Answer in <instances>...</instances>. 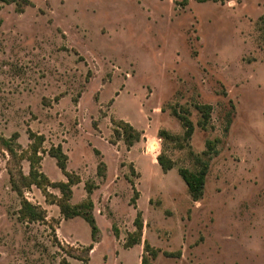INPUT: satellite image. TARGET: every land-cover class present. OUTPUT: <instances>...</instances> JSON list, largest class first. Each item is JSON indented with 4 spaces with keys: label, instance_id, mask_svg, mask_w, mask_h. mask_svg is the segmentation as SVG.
I'll use <instances>...</instances> for the list:
<instances>
[{
    "label": "rangeland",
    "instance_id": "rangeland-1",
    "mask_svg": "<svg viewBox=\"0 0 264 264\" xmlns=\"http://www.w3.org/2000/svg\"><path fill=\"white\" fill-rule=\"evenodd\" d=\"M202 1L0 0V264H264V0Z\"/></svg>",
    "mask_w": 264,
    "mask_h": 264
},
{
    "label": "trees",
    "instance_id": "trees-1",
    "mask_svg": "<svg viewBox=\"0 0 264 264\" xmlns=\"http://www.w3.org/2000/svg\"><path fill=\"white\" fill-rule=\"evenodd\" d=\"M199 1L203 2L202 0H199ZM198 108L203 114L205 123H207V121L210 119L211 107L209 105H201ZM179 119L186 129L185 137L190 138L194 132L193 123L190 121L188 117L183 116V115L179 117ZM114 132L119 138L122 137L124 139L126 146L128 148L133 147L135 143L141 141L142 139V133L138 131L137 129H135L131 124L126 123L124 121H120L116 123V128L114 129ZM166 134H167L166 131H161L159 133L160 138H164ZM29 136L31 139L35 138L34 133H30ZM39 140H42L41 137ZM207 146H208L209 152H212L213 151L212 142L209 141L207 143ZM35 151H37V149H35ZM207 154L208 153L206 152L205 155ZM50 155L57 160L58 167L68 179L67 183L56 184V187L62 192L64 196L63 197L64 199L60 204V208L62 210L64 217L66 219H73L76 217H81L84 220H86V222L90 225L92 229L93 241H96L95 236L97 235L98 228H97V225L94 220L93 213H92L93 208H94L93 201L90 198H88L86 202L73 206V207H71L68 204L69 200L72 197L71 185L76 182L78 183L79 181L78 180L75 182L72 181L71 175L67 172L68 157L64 153L61 147H57L56 149H51ZM157 162L161 166L163 171L165 172L174 168L173 161L164 157L161 154L157 157ZM200 163H201L200 169L197 172H191L188 169L179 170V175L181 176V178L187 185L189 193L194 201H198L199 199L202 198L203 193H204L205 184H206V178H207L208 171H209V161H200ZM103 165L104 164L102 163V166ZM33 174H34V171L32 170L31 175ZM35 178H34L33 183L37 182L38 184H41V181L38 182V178L37 177ZM87 188L90 190L89 191L87 189V192H89L88 194L89 195L92 194L90 187L88 186ZM22 206H23L22 211H23L24 216H28L30 220H38L40 218V216L37 214V211H38L37 207H35L34 205L30 204L27 201H23ZM136 225H137L138 230L142 229V225L140 224L139 218L136 220ZM92 249H93L92 247H89L87 250V253L92 251ZM62 264H68V263L64 261ZM144 264H147V263H144Z\"/></svg>",
    "mask_w": 264,
    "mask_h": 264
},
{
    "label": "crops",
    "instance_id": "crops-1",
    "mask_svg": "<svg viewBox=\"0 0 264 264\" xmlns=\"http://www.w3.org/2000/svg\"><path fill=\"white\" fill-rule=\"evenodd\" d=\"M68 161H69V159H68Z\"/></svg>",
    "mask_w": 264,
    "mask_h": 264
}]
</instances>
